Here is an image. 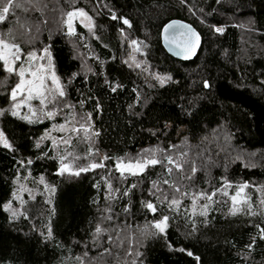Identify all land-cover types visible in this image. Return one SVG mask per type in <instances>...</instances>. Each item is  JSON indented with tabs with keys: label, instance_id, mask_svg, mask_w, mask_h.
<instances>
[{
	"label": "trees",
	"instance_id": "trees-1",
	"mask_svg": "<svg viewBox=\"0 0 264 264\" xmlns=\"http://www.w3.org/2000/svg\"><path fill=\"white\" fill-rule=\"evenodd\" d=\"M52 4L64 15L82 8L92 17V31L76 25L68 35L56 18L46 21L23 11L0 27H11L24 51L46 47L51 52L66 92L58 104L70 105L87 120L93 132L89 145L103 167L64 180L51 146L40 141L49 122L13 116L1 96L0 131L14 150L0 146V264H264L259 238L264 228V0H49ZM172 19L190 23L201 35L191 61L171 58L160 44L162 25ZM212 25L224 31L217 33ZM131 40L147 44V52L134 51ZM4 75L0 66V83ZM157 75L171 79L161 85ZM204 80L210 88H204ZM218 128L228 134L231 148L255 162L231 154L216 137ZM80 145L75 149L87 152L86 142ZM154 146L182 168L167 165L158 154L162 162L144 172L116 171V158L127 162ZM25 175L33 183L43 179L54 191L49 201L41 194L27 199L21 214L11 218L5 205L15 178ZM244 182L252 216L243 202L232 212L231 195ZM215 189L220 191L213 195ZM184 191L190 194L182 196ZM191 193L204 194L195 206ZM173 198L178 206L169 204ZM148 202L155 212L147 209ZM205 204L207 213L201 215ZM164 215L167 228L159 233L151 222ZM97 225L103 229L99 234Z\"/></svg>",
	"mask_w": 264,
	"mask_h": 264
},
{
	"label": "snow or ice",
	"instance_id": "snow-or-ice-1",
	"mask_svg": "<svg viewBox=\"0 0 264 264\" xmlns=\"http://www.w3.org/2000/svg\"><path fill=\"white\" fill-rule=\"evenodd\" d=\"M183 3V0H181ZM22 8L24 11H28V8L20 3L16 2L14 3V0H0V22H5L7 19V15L10 13V11H13L14 9ZM66 19L63 20V23L68 26V32L69 34L73 33V25L72 20L77 17H84V19L87 21L84 26L89 29L91 32L94 25L92 17L88 16L87 13L84 12L82 8H75L73 10H69L65 13ZM116 14H112V19H116ZM123 21V24L129 25V21L125 19L124 17H120ZM83 23V21H82ZM212 28L217 33H222L224 29L222 27H216L215 25H212ZM123 31V30H121ZM10 35V33H0V62L3 63L4 70L6 72L12 73L15 72L19 76V82L15 84V86L11 89V93L9 96V99L12 100L11 104V114L13 116H18L19 113L17 109L23 104L26 105L29 108V115L21 116V119L27 120L29 123H32L33 120H39L41 116H44L48 119H51L53 116L57 115L59 112L58 106L49 107V105H56L58 98H64L66 96V92L64 90L63 85L60 83V78L56 75L55 71H53V65H52V54L48 51V49L45 47L43 49V57L41 59L46 58L48 63L47 65L41 63L38 66H34L31 62L35 61L37 59L35 52H28L27 59L29 61L28 67H25V65L22 63L20 64L19 68L16 69L13 67L16 61L21 60V56L19 53L22 51L20 46L16 43H10L7 37ZM164 36L165 40L169 43L175 46L179 51L177 52V55H182L185 58H188L190 55L195 53L196 47L200 43V36L199 34L190 26L183 24L179 21H171L168 24L164 25ZM142 43V42H141ZM130 45H138V42L136 40H131ZM134 51H139V47L134 49ZM134 59V58H133ZM136 67H140V64L137 63ZM75 75V74H73ZM51 80V86H48L47 81ZM156 79L159 81L161 85H163L167 80L171 79L169 76H160L157 75ZM204 88H210L211 84L208 80L203 81ZM119 87V85H117ZM113 91L116 90L115 87L112 88ZM27 95H25L19 102H16V97L19 92H25ZM32 99H39L40 101V108L37 111L34 109L29 101ZM82 103V102H81ZM65 108L70 107L68 104H64ZM3 109H0V114L3 113ZM68 123V122H66ZM56 127V126H54ZM60 131H65V125L59 126ZM71 133H78V131L83 130L87 133L88 129L85 127L84 124H79V126H71L67 129ZM63 143L67 144L70 142V138L68 140H62ZM53 143L55 144L56 141L53 140ZM0 146H2L5 149H8L10 151L14 150L13 145L8 141V139L5 137V134L3 131H0ZM38 146V145H37ZM172 147V146H170ZM143 155L138 154L137 157L134 159H128L127 162L123 158H116L115 163V169L116 171L120 172L121 175H123L124 172H129L133 175L139 174L141 172H144V170L152 165H157L161 163V159L158 154L163 155V159L167 162V165L174 166L176 170H180L182 168V164L178 162L177 159H175L172 155H169L164 149L160 148L159 146H154L150 149H143L142 150ZM104 159H108V157H105ZM59 160L61 161L58 172H74V174H79L82 171H86L87 168L83 167H74L72 163L65 162V157L61 155L59 157ZM22 163V162H21ZM28 163H31V161H28ZM90 168H96V167H103V162L97 164V163H91L89 165ZM166 171L171 173L172 167H166ZM196 168L193 166L192 172H195ZM181 179H184V177H181ZM164 184H168L169 181L165 179L163 181ZM227 183V182H226ZM171 187V185H170ZM248 187L247 182H244L243 184L239 185L236 189V192L234 195H231V200L233 202V209L232 212L235 213L239 211L240 209L236 208L235 205L238 203L243 202L247 205L248 208V215L252 216L255 215L251 209L252 204L249 202V198L245 195H242L244 193V189ZM54 191V189H52ZM176 192H180V187H175ZM216 191H220V189H215L213 192V195ZM190 193L188 191H184L181 193L182 196L189 195ZM125 195L127 193L125 192ZM193 195V205L196 204V197L204 195L202 193H191ZM224 195H228L227 192L224 193ZM207 199L209 201L212 200V196L208 195ZM180 201L173 198L171 201H169L170 205H179ZM261 204L264 205V200L261 201ZM7 208V205H5ZM147 209H149L152 212L156 211L155 206L152 202H148L146 204ZM201 215H206L207 213V205L202 206ZM193 211H195V208H193ZM20 213L17 211L13 212V215H19ZM110 219V217H109ZM169 220V217L167 215L162 216L160 219L153 220L151 222L152 226L158 230L159 233H164L165 229L167 228V222ZM195 227V225H193ZM259 228V225H257ZM103 231V229L97 225L95 232L96 234H99ZM260 233V239L264 240V228H259ZM152 235H155V232L151 233ZM48 235H51V231H49ZM93 239H96V236H93ZM111 239V237H109ZM255 243V238H253L252 243L248 244L246 247L251 248L252 245ZM179 251L183 252L185 249H179ZM139 255V253H137ZM188 256H192L193 252L188 251ZM197 261H199V257H196Z\"/></svg>",
	"mask_w": 264,
	"mask_h": 264
},
{
	"label": "rangeland",
	"instance_id": "rangeland-1",
	"mask_svg": "<svg viewBox=\"0 0 264 264\" xmlns=\"http://www.w3.org/2000/svg\"><path fill=\"white\" fill-rule=\"evenodd\" d=\"M48 1L49 0H14V3L20 2V3L24 4L28 8V11H24L22 8L14 9L13 11H10V13L7 15V18H9V17L14 18V16H16V12H18V11H23L27 14H32L34 12H37L40 15L39 17L44 18L46 21L50 20L49 18H51V19L56 18V22L58 24H60V28L61 29L63 28L62 30H64V33H65L66 32V24L63 23V20L66 19V16L64 15V13L61 9H58L56 7V4L55 5L52 4L53 6L48 5ZM82 21H83V23H82ZM72 22L74 24L73 25L74 30H75L76 25H79V26L83 27L84 29L89 30L87 27L84 26V24L87 22L84 19V17H77V18L73 19ZM1 23L2 22H0V24ZM4 29H6V25H3L2 27H0V33H2V30H4ZM5 32L10 33V35L7 37V39L9 40L10 43H16L20 46L21 39L17 35H15V32L11 29V27L7 28ZM28 32H30V29L28 30ZM137 42H138V45H134L135 49L137 47H139V51H137V52L139 54L146 53L148 50L147 44H145L142 41H137ZM43 49L44 48H42L40 50L28 49L27 51H24L21 48L22 51L19 53V55L21 56V60L16 61L15 64L13 65V67L18 69L20 64H22V63L25 65V67H28L29 61L27 59V54L30 51L35 52L36 57H37V59L35 61L31 62L34 66H38L41 63L47 65V63H48L47 59L46 58L41 59V57H43ZM132 60H133V64L135 65L137 63V61H135V56H134V59H132ZM0 66H1L2 70H4L2 62H0ZM52 70L54 71V69H52ZM4 72H5L4 78H3L2 82L0 83V89L3 88L0 91V109H4V106L1 105V99H2L1 96H4L3 98H5V102L8 103V105H9L8 109L11 112L12 111L11 110V104L13 101L9 99V96L11 93V89L15 86L16 83L19 82V76L15 72L9 73V72H6L5 70H4ZM13 79H15L14 80L15 82L13 84H11V81ZM47 84H48V86H51V80L50 79L47 81ZM25 95H27L26 91L25 92H19L17 97H16V102H19ZM61 99L62 98H58L56 105H49V107H53V106L59 107L60 110H59L57 115L53 116L51 119H48L44 116H41V118L39 120H33V123L34 122L39 123V122H45V121L49 122V128L42 133L40 141H41V143L42 142H48L49 146H51V148H52V150H53V152H54V154L58 160L59 166L61 163V161L59 160V157L61 155H63L65 157V162L72 163L74 165V167L87 168L86 171H82L78 175L74 174V172H63V173L59 172L60 177H62L64 180L73 181V180L79 178L80 176H82L88 170L90 171V170H94V169L98 168V167L90 168L89 165L91 163L99 164V163H101V159L96 160V156L94 154V151L91 148V146L89 145V143L91 142V139L93 137V132L91 130L90 125L87 123V120L85 118H83L81 115H78L77 113H75L73 111V108H64L63 106L59 105L58 102ZM28 103H30L31 106L34 109H36L37 111L39 110V108H40L39 99H32ZM17 111H18L19 115L16 117H18V118H20L21 116L29 115V108L26 105L22 104L17 109ZM25 121L28 122L27 120H25ZM66 122H68V123H66ZM79 124H84L85 127H87V129H88L87 133L83 130L78 131V133H71L70 131L67 130L71 126H77L78 127ZM60 125H65V131L59 130ZM54 126H56V127H54ZM216 137L218 139H220V141L224 143V146H226L227 148L230 149L229 152L231 154H233L234 156H236L237 158H241V159L244 158L245 160H249L248 162L254 161L253 159H251L249 154L231 148V144H230V141L228 139L229 136L223 129H220V128L216 129ZM69 138H70L69 143L65 144L62 142V140H68ZM53 140L56 141L55 144L53 143ZM74 142H75V144H74ZM82 142H86L87 152H82V151L78 152V150L75 149L76 146L77 147L81 146L80 144H82ZM13 186H14V190L12 192V197H11L10 201L6 204L7 208L5 207V210L7 211V213L9 214V216L11 218H16L17 216H19L21 214V208L25 204L27 199H31L36 194H41L46 198V201H49V199L53 193L52 188L50 186H48V184H46V182L43 181V179H39V180H37V183H33L32 179H30V177H28V175L17 176L15 178ZM242 195H243V193H242ZM14 211H17L20 214L19 215H13Z\"/></svg>",
	"mask_w": 264,
	"mask_h": 264
},
{
	"label": "water",
	"instance_id": "water-1",
	"mask_svg": "<svg viewBox=\"0 0 264 264\" xmlns=\"http://www.w3.org/2000/svg\"><path fill=\"white\" fill-rule=\"evenodd\" d=\"M171 21H179V22H182L183 24H186V25H190L198 34H199V36H201L200 35V33L190 24V23H188V22H184L183 20H180V19H172V20H169L168 22H166L165 24H168V23H170ZM164 24V25H165ZM72 25H74L73 24V22H72ZM164 25H162V28H161V30H160V34H159V39H160V44H161V46H162V48H163V50L165 51V53L168 55V56H170L171 58H173V59H175V60H178V61H182V62H188V61H191V60H193L195 57H196V55L198 54V51H199V49H200V47H201V43H202V38L200 37V43L198 44V46L196 47V50H195V53L194 54H192V55H190L188 58H185L184 56H182V55H177V52L179 51L177 48H175V46L174 45H172V44H169L166 40H165V36H164ZM73 29H74V27H73ZM75 31V30H74ZM74 31H73V33H74ZM66 32H67V34L68 35H72L73 33H71V34H69V32H68V26L66 25Z\"/></svg>",
	"mask_w": 264,
	"mask_h": 264
}]
</instances>
